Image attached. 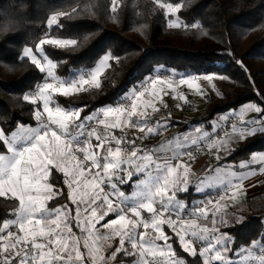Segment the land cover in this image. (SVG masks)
<instances>
[{
    "label": "trees",
    "instance_id": "obj_1",
    "mask_svg": "<svg viewBox=\"0 0 264 264\" xmlns=\"http://www.w3.org/2000/svg\"><path fill=\"white\" fill-rule=\"evenodd\" d=\"M161 2L171 4L167 0H0L3 132L12 133L20 125L33 126L39 121L40 103L26 94L43 81L46 71L31 58H24L23 51L27 46L36 48L45 38L67 41L44 46L56 74L64 78L93 69L104 55H112L100 87L55 95L59 106L79 108L81 119L105 105L118 104L157 67L223 75L232 81L231 93L222 98L209 96L207 121L247 102L259 106L264 101L259 95L264 94V0H169L178 3L174 5L177 10L181 8V25L176 28L170 26ZM51 16L56 21L48 24ZM4 145L7 152L5 141ZM258 151H264V134L239 142L219 163L247 161ZM50 181L62 192L48 205L72 204L64 174L54 169ZM20 204L17 197L0 193V232ZM224 231L230 240L235 238L236 246L255 241L264 234V213L247 214ZM168 232L176 256L185 264H207L199 252L186 250L179 237L169 228ZM120 258L121 254L117 260Z\"/></svg>",
    "mask_w": 264,
    "mask_h": 264
},
{
    "label": "crops",
    "instance_id": "obj_2",
    "mask_svg": "<svg viewBox=\"0 0 264 264\" xmlns=\"http://www.w3.org/2000/svg\"><path fill=\"white\" fill-rule=\"evenodd\" d=\"M248 103L254 104L244 103L210 122L191 119L182 124H170L167 120L154 125L144 113L128 111L124 106L109 109V105H105L93 116L81 119L79 108L67 110L50 104L42 113L51 121L62 122V129L53 128L56 132L52 133V127L42 119L39 122L47 126L24 125L6 152L13 157V166L6 162L8 166L0 173V177H4L6 171H13L15 177L9 178L10 181L0 178V193H14L17 184L26 187L36 181L52 184L50 176L55 169L64 174L67 194L72 202L67 205L76 209L77 218L82 219L89 205L108 209L106 202L111 201L112 194L120 189L130 190L142 198L136 215H132L135 218L141 216V224L147 223L148 231H155L154 228L163 231L164 227L170 226L183 246L197 245L196 252L204 262L213 263L228 255L219 247L230 241L229 234L220 231L225 222L232 224L239 216L264 213V172L259 171L260 165L240 169V162L219 163L237 145L233 137L256 119L257 112L239 111ZM114 110L121 111L117 115ZM98 112L106 116L113 136L90 127L91 136L84 137L85 125ZM224 117L234 119L230 130L220 127ZM127 128L134 130L136 138L152 140V150L148 154H142L137 148L127 153L121 148L119 134ZM204 132H208V136ZM109 138H113L116 146L107 155L105 167L96 174L100 152ZM225 144L228 146L222 147ZM41 146L44 151H40ZM77 150L83 155L78 156ZM252 155H264V151ZM250 160L251 157L247 161ZM25 203L38 206L28 197ZM123 215L129 216L126 211ZM158 223L159 226H154ZM149 242H153L152 237ZM244 255L242 259L248 264L253 258H257L256 264H264V250L259 252V249L249 248Z\"/></svg>",
    "mask_w": 264,
    "mask_h": 264
},
{
    "label": "rangeland",
    "instance_id": "obj_3",
    "mask_svg": "<svg viewBox=\"0 0 264 264\" xmlns=\"http://www.w3.org/2000/svg\"><path fill=\"white\" fill-rule=\"evenodd\" d=\"M162 4L167 13L177 11V7L174 5ZM53 17L55 16H51L48 24L56 21V19L53 20ZM172 19H175V17H172ZM169 24L171 27L176 28L181 25V22L180 20H171ZM63 43H67V41L45 38L36 48L27 46L23 51L24 56L31 58L46 71L43 81L31 89H38V95L32 96L31 90L26 94L29 100L39 102L43 107L41 109V106H39L37 112L39 121L41 119L44 121L45 118L42 110L48 109L50 104L58 105L55 102L56 94H70L85 87L96 86L93 83V77L98 72H103L108 65L109 59H104V55L93 69L81 70L72 78L61 77L56 74L55 63L47 57L44 46L45 44ZM150 76L153 78L168 76L174 79L172 91L169 89L165 95H162L161 99L158 97L159 102L156 104H149L145 101V110L139 112L144 113L147 120L152 121V125L167 120L170 121V124H182L184 121H190L191 119L207 122L205 118L208 115L206 106L209 96L215 95L222 98L224 93L232 92V81L223 75L184 73L177 72L174 69L167 70L163 67H157ZM150 76L130 88L118 104L107 107L111 109L110 107L119 105V109L124 106L128 111L132 110L137 113L136 108L133 107L135 99H128V97L134 90L141 89ZM205 77H211V79ZM183 78L191 79L194 82L192 84H184ZM144 90L141 89L140 91ZM256 106L258 105L256 104ZM107 112L112 114L110 111ZM227 112L217 114L209 122L213 119L222 118ZM70 114L73 115V113ZM94 114L93 112L89 116ZM258 115L256 114V119ZM39 121L37 125L40 128L48 125ZM233 122L234 119L232 118L224 119L220 127L225 131L226 129L230 130ZM57 123L62 129V122ZM105 124L111 130L107 118ZM253 127L259 128L260 125L252 123L247 125V129ZM23 128L24 125H20L9 136L5 137L0 127V137L6 142L7 147H12V141L17 138ZM121 131L129 132V137L134 135L132 128L122 129ZM55 132L53 129L52 133ZM86 133H83L84 137H89ZM140 139L151 145L148 152L142 153L148 154L152 150V140L150 138ZM119 140L121 141V139ZM77 154L78 156L83 155L80 150H77ZM13 160L9 153H0V161H2L0 162V173L1 169L8 166L6 162H9L10 167H12L14 164ZM99 167L95 168L96 174ZM12 176H14L13 171H6L5 176L0 178H8L9 180ZM30 182L31 180L28 183ZM1 187L0 183V192L2 191ZM14 189V193H8L7 195H17L22 207L20 206L13 216L4 223L0 232V264H9V262L11 264H20V261L24 260L26 256L31 261V264H42V262H47V264H134L133 253L136 254L137 261L143 260V264H149V261L152 264H185L182 258L176 256L172 243L169 241V236L171 237V235L168 232V228L172 231L170 226H163V231H158L156 228H154L155 231H148L146 229L147 223L141 224V216L134 217L142 198L133 194L130 190L120 189L118 193L112 194L111 201L109 200V203L106 202L108 209L100 206L94 208L89 205L81 219L77 218L78 211L76 209L73 210L67 203L55 207L48 205V202L61 194L62 190L58 185L36 181L31 182L27 187L17 184ZM27 197L31 201L38 203V206H28L25 203ZM159 209L163 210V208ZM125 211L128 212L129 216L123 215ZM74 213H76L75 216ZM109 213L115 215V217L112 215L108 219H115L109 221L107 225L101 226L99 221ZM243 217L235 218L233 223L242 220ZM121 220L126 221V223L122 227H118V222ZM128 222H131V227H129ZM232 224L225 222L220 231H224L226 226ZM159 225L160 223L154 226ZM141 226L143 227L142 230L140 229ZM151 237L153 242H149ZM146 244L147 246H145ZM184 248L190 252L193 250V252H196L198 249L197 245L191 246V244L184 246ZM119 254H121V258L117 260ZM145 256L148 259H143ZM25 264H27V261H25Z\"/></svg>",
    "mask_w": 264,
    "mask_h": 264
},
{
    "label": "snow or ice",
    "instance_id": "obj_4",
    "mask_svg": "<svg viewBox=\"0 0 264 264\" xmlns=\"http://www.w3.org/2000/svg\"><path fill=\"white\" fill-rule=\"evenodd\" d=\"M168 3H171L173 5L178 4V3H173V2H169V0H167ZM181 13V8L177 11H175L174 13H166L165 15H167L169 17L168 21L171 20H179L180 18V14ZM172 17H175V19H172ZM56 18L53 17V20H55ZM167 21V22H168ZM187 24V23H185ZM111 54L107 53L104 57V59H110L111 58ZM26 58V55L25 57ZM34 62V61H33ZM242 63V61H241ZM103 72H98L96 74V76L93 77V83H95L96 87H100L101 81L99 79V77L101 76ZM207 79H211V77H205ZM174 79H172L171 77L168 76H164L163 78L161 77H149L145 82H144V86L141 89H145L144 91H140L139 90H134L130 97H128V99H135V104L133 105V107L136 108L137 113L144 111V103L145 101H147L149 104H156L158 103V97L161 99L162 95H165L166 92H168L169 89H171L174 87L173 82ZM183 82L184 84H192L194 81L191 79H187V78H183ZM149 93H151V95H149ZM260 97H264V94H259ZM235 107V106H232ZM122 110V109H121ZM121 110H114L117 112V115H119V112ZM239 111L241 113L245 112V111H254L259 113L257 119L251 121L252 124H259L260 127H253L251 129H241L238 132V135L234 136L233 139L236 142H241L244 140H247L248 138L256 135V134H264V101H261L259 103V106H256L255 104L252 103H248L246 107L240 108ZM224 119H228L227 117H224ZM234 128V126H233ZM215 130V128H213V131ZM205 135L208 136V132H204ZM11 133L8 131L4 132L5 137L9 136ZM228 144L222 145V147H227ZM35 151V150H33ZM40 151H44L43 147L41 146ZM6 152L5 149V145H4V141L0 140V153H4ZM232 153V150H230V153ZM37 156H39V153H37ZM252 164H259L260 168L259 171L260 172H264V155H252L251 156V160L250 161H241L238 165V167L240 169H244L249 167ZM233 196L235 195V193L232 194ZM110 214L105 215L100 221L99 224L101 226L103 225H107L109 221L114 220L115 218H111L110 220L108 219L110 217ZM113 215V214H112ZM115 217V215H113ZM103 222V223H102ZM126 223V221H119L118 222V227H122L124 224ZM129 227H131V222H128ZM125 231H127V229H125ZM131 235V233H129ZM224 235H228V233H224ZM232 244V248L229 251L228 250V244ZM147 246V244L145 245ZM219 247H221L224 251L228 252V255L226 258H219L218 260L214 261L213 264H248V261L242 259L245 255L244 252L246 250H248L249 248L254 249H259V252L264 250V234L260 235L259 238H256L255 241L253 240H249L246 244L241 245V246H236L235 243V238L233 237L230 241L226 242L224 245H219ZM133 258H134V264H143V260L137 261L136 260V254L133 253ZM5 259H7L5 257ZM143 259H148L147 256H145ZM25 261H27V264H31V261L28 260L27 256L25 257L24 260L20 261V264H25ZM9 264H11V262H9ZM42 264H47V262H42ZM149 264H152L151 261H149Z\"/></svg>",
    "mask_w": 264,
    "mask_h": 264
},
{
    "label": "built area",
    "instance_id": "obj_5",
    "mask_svg": "<svg viewBox=\"0 0 264 264\" xmlns=\"http://www.w3.org/2000/svg\"><path fill=\"white\" fill-rule=\"evenodd\" d=\"M32 96L38 95V89L31 90ZM44 121L50 125L55 130L60 129V125L57 122L51 121L47 118H44ZM106 123V117L103 114V112H98L97 115L93 118V120L87 122L85 127L87 128V136H91L90 127H99L102 132H105L107 134H110V136H113L111 133L112 130L105 124ZM119 138L121 139V148L125 152H131L133 149L137 148L141 153H146L150 150L151 145L140 139L136 138L135 136L129 137V132L126 131H120ZM116 143L113 140V138H109V141L103 146L100 157H99V170L104 168L106 165L107 155L110 154V152L115 148ZM250 264H256V258H253L250 262Z\"/></svg>",
    "mask_w": 264,
    "mask_h": 264
}]
</instances>
